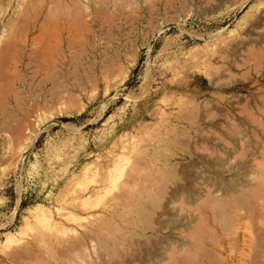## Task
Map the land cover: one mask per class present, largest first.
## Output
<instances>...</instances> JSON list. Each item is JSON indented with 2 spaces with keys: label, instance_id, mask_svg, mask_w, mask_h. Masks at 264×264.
<instances>
[{
  "label": "rangeland",
  "instance_id": "374dc122",
  "mask_svg": "<svg viewBox=\"0 0 264 264\" xmlns=\"http://www.w3.org/2000/svg\"><path fill=\"white\" fill-rule=\"evenodd\" d=\"M16 1L0 264H264V0Z\"/></svg>",
  "mask_w": 264,
  "mask_h": 264
},
{
  "label": "bare ground",
  "instance_id": "6f19581e",
  "mask_svg": "<svg viewBox=\"0 0 264 264\" xmlns=\"http://www.w3.org/2000/svg\"><path fill=\"white\" fill-rule=\"evenodd\" d=\"M1 1H2V0H1ZM17 1H18V0H17ZM17 1H16V5H17V3H19V2L21 3V0H20L19 2H17ZM37 1H38V3L36 4V7H37L36 10H37V9H40V7H38V4L41 3L39 0H36V2H37ZM45 1H46V0H45ZM55 1H56V0L52 1V3L55 2ZM26 2L29 4V6H30V4H31V6L33 7L34 4L32 3V0H30L31 3H29L28 0H26ZM48 2H49V1H48ZM60 2H63V0H61ZM60 2H59V3H60ZM67 2H68V1H67ZM67 2L64 0V3H65V4H66ZM70 3H71V2H70ZM84 3H85V2H84ZM22 4H24V1L22 2ZM44 4H46V3H44ZM44 4H43V2H42V5H41V6H43ZM53 4H54V3H53ZM26 5H27V4H26ZM56 5H58V3H57ZM56 5H53V6H56ZM67 5L70 6V4H67ZM84 5H85V4H84ZM84 5H82V8H83V9H84V7L86 8V6H84ZM22 6H23V5H21V9H22V10H20V8L16 6V7H17V10H20V11H18L19 13H20L21 11H23V12L21 13V18H22L23 13H25L27 10H29L28 8H27V9H26V8L23 9L24 6H23V7H22ZM60 6H61V5H60ZM16 7L13 8V10L15 9V10H14L15 12H13L14 14L18 13L17 10H16ZM27 7H28V6H27ZM29 8H30V7H29ZM41 8H43V7H41ZM44 8H45V7H44ZM50 8H53V7H49V9H50ZM59 8H60V7H59ZM32 9H33V8H32ZM24 10H25V12H24ZM36 10L34 9L35 12H36ZM56 10H57V8H56ZM58 10H59V9H58ZM32 11H33V10H32ZM34 11H33V12H34ZM37 11H38V10H37ZM41 11H42V10H41ZM48 11H49V10H48ZM51 11H53V10H51ZM30 12H31V10H30ZM30 12H29V13L27 12V13L30 14ZM33 12H32V13H33ZM38 12H39V11H38ZM38 12H37V14H38ZM49 12H50V11H49ZM13 13H12V15H13ZM19 13L17 14V17H18V18H20ZM46 13H47V12H46ZM51 13H52V12H51ZM65 13H66V12H65ZM25 14H26V13H25ZM28 14L23 15V16L26 17ZM67 14H68V12H67ZM69 14H71V10H70ZM18 15H19V16H18ZM30 15H32V14H30ZM48 15H49L48 17H50L52 14H48ZM68 16H69V15H68ZM71 16H72V15H71ZM29 17H30V16H29ZM72 17H73V16H72ZM8 18H9V19H10V18L13 19V17H11V16L8 17ZM15 18H16V17H15ZM27 18H28V17H27ZM31 18L33 19V17H31ZM31 18H29V19H31ZM45 18H46V17H45ZM51 18H52V17H51ZM3 19H4V18H3ZM9 19H7V21H9V22H7V23H8L7 26L9 25V27H10V25H12L13 23H11L12 21H10ZM23 19H25V18H23ZM34 19H36L35 16H34ZM34 19H33V20H34ZM46 19L48 20V19H50V18H46ZM63 19H64V18H63ZM14 20H15L14 23H15L16 27H17L18 24H20V23H22V21H24V20H21V22H19V23L17 24L16 19H14ZM26 20H27V21H30V20H28V19H25V22H26ZM38 20H39V19H38ZM43 20H44V19H43ZM43 20H42V22H44ZM69 20H70V19H69ZM71 20H73V18H72ZM31 21H32V20H31ZM31 21H30V22H31ZM53 21H54V19H53ZM74 21H75V20H74ZM36 22H37V21H36ZM42 22H41V23H42ZM45 22H46V21H45ZM50 22H51V21H50ZM54 22H55V21H54ZM64 22H65V21H64ZM71 22H72V21H71ZM83 22H84V21H83ZM9 23H11V24H9ZM28 23H29V22H28ZM31 23H33V22H31ZM52 23H53V22H52ZM52 23H51V24H52ZM56 23H59V20H58V22H56ZM76 23H77V22H76ZM84 23H85V22H84ZM34 24H35V23H34ZM37 24H39V22H37ZM59 24H60V23H59ZM78 24H80V23H78ZM81 24H82V23H81ZM81 24H80V25H81ZM23 25H24V27H25V23H24V22H23ZM27 25H28V24H27ZM40 25H42V26L44 27L46 24L42 23V24H40ZM48 25H49V24H48ZM67 25H68V23H67ZM74 25H75V24H74ZM7 26H6V27H7ZM30 26H31V25H30ZM34 26H35V28H38V25H34ZM59 26H60V25H59ZM81 26H82V25H81ZM81 26H80V29H81ZM9 27L6 28V29H9V31H10V28H9ZM20 27L23 28L22 25H18L17 28L19 29ZM43 27H42V29H44ZM52 27H53V26H52ZM63 27H64V25H63ZM11 28L14 29L15 26L13 25V27H11ZM17 28H15V29H17ZM45 28H48V29H47V30L44 29L45 32H44V31H43V32L40 31L39 33H40V34H42V33L46 34L47 31L50 30V29H49V26H48V27L45 26ZM60 28H61V27H60ZM65 28H66V26H65ZM74 28H75V27H74ZM74 28H73V29H74ZM76 28H77V27H76ZM13 29H11V31H12ZM25 29L27 30L28 27H27V28L25 27ZM25 29L19 32V33H20V34H18L19 36H17V34H15V35H16L17 37L23 36L24 34H21V32H22V33H25V34L28 32V31H27V32H24ZM40 29H41V28H40ZM82 29H83V28H82ZM30 30H32V29H30ZM34 30H35V29H34ZM56 30L58 31L59 28H58V29L56 28ZM60 30H61V29H60ZM68 30H69V29H68ZM70 30H71V29H70ZM3 31H4V30H3ZM18 31H19V30H18ZM35 31H36V30H35ZM12 32H13V33H12ZM12 32H8V33H10L9 35L6 34V32H5L4 34L2 33V35H5V34H6V35H7V36L5 35L6 37H10V35L13 34V35H12V38H13V37L15 38V35H14L15 32H14V31H12ZM16 32H17V31H16ZM32 32H33V31H32ZM54 32H56V31H52V33H54ZM68 32H69V31H68ZM17 33H18V32H17ZM36 33H37V32H36ZM36 33H35V34H36ZM39 33H38V34H39ZM60 33H61V32H60ZM62 33H63V32H62ZM65 33H66V32H65ZM72 33H74V32H72ZM75 33H76V31H75ZM38 34H37V35H38ZM47 34H48V36H49V35H51V32H50V34H49V33H47ZM69 34H70V32H69ZM69 34H68V35H69ZM37 35H35L34 37H36ZM53 35L55 36V34H53ZM65 35H66V34H65ZM68 35H67V36H68ZM32 36H33V35H32ZM43 36H44V35H43ZM43 36H42L41 38H39V35H38V37H36V38L33 37V38H34V40L40 42V40H46V39H44L45 37L43 38ZM61 36H62V35H61ZM71 36H72V35H71ZM72 37H73V36H72ZM72 37H70L72 42H71V41L69 42L68 39H65V41L67 40L68 43H71V45H70V44H69V45L73 47L72 43H74V42H73L74 40H72ZM3 38H4V37H3ZM10 38H11V37H10ZM20 38H22V40L24 39V37H20ZM30 38H31V37H30ZM30 38H28V39H30ZM33 38H32V39H33ZM42 38H43V39H42ZM17 39H18V38H17ZM25 39H26V37H25ZM25 39H24V40H25ZM28 39H27V40H28ZM37 39H38V40H37ZM39 39H40V40H39ZM0 40H1V39H0ZM8 40H10V39H8ZM22 40H21V41H22ZM24 40L22 41L23 43H25V41H26V40H25V41H24ZM21 41H20V42H21ZM31 41H33V40H31ZM1 42H7V44H6V43H3V44H0V45H3L4 47L7 46V48H6L7 50H6V51L9 50L8 53L11 52V50H13V49H15V50H13V51L16 52L17 49H16L15 47H19V46H20V45H19V43H20L19 41H14V40H13V41H11V42H8V41H6V38H5V41L2 39ZM13 42H14L15 45L17 44L18 46L13 47V49H12L11 47L14 46ZM22 42H21V43H22ZM27 42H30V41L28 40ZM33 42H34V41H33ZM41 42L46 43L45 41H41ZM59 43H60V42H59ZM10 44H11L12 46H11ZM26 44H27V43H26ZM38 44H41V46H42V48H43V46H44L43 43H38ZM38 44H35V45H38ZM9 45H10L11 47H10ZM35 45H34V46L32 45L31 47H36ZM60 45H62V44H60ZM3 46H1V47H3ZM8 46H9L10 48H9ZM39 46H40V45H39ZM49 46H50V45H49ZM52 46H53V44H52ZM67 46H68V45H67ZM1 47H0V49H2ZM20 47H21V46H20ZM23 47H25V46H23ZM28 47H29V46H28ZM28 47H27V49H29ZM56 47H59V45L57 46V43H56V45H55V48H54V47H53V48L56 49ZM61 47H62V46H61ZM61 47L58 48V50L62 49ZM72 47H70V48L72 49ZM21 48H22V47H21ZM42 48L39 47V48H38V51H40V49H42ZM44 48H45V47H44ZM68 48H69V47H68ZM25 49H26V48H25ZM32 49H33V48H32ZM36 49H37V48H35V50H34L33 52H31L32 50H31V51L28 50V51H30V52H28V53H29L28 56H31V55H36V56H38V55H39V56H41V55H47V52H44V51L41 52V54H38V53H40V52L36 51ZM71 49H70V50H71ZM22 50L24 51V48H23ZM42 50H43V49H42ZM58 50H57V52H58ZM17 52H18V51H17ZM24 52H27V51H24ZM36 52H37L38 55H37V54H33V53H36ZM61 52H62V51H61ZM65 52H66V51H65ZM6 53H7V52H6ZM18 53H20V52H18ZM31 53H32V54H31ZM42 53H43V54H42ZM62 53H63V52H62ZM62 53H61V54H62ZM1 54L4 55L3 53H1ZM53 54H54V53H53ZM57 54H58V53H57ZM69 54H70V52H69ZM18 55H19V54H18ZM18 55H17V56H18ZM22 56H23V55H22ZM39 56H38V57H39ZM54 56H55V55H54ZM60 56H61V55H60ZM1 57H2V56H1ZM34 57H35V56H33L32 59H33ZM2 58H3V57H2ZM18 58H19V57H17V59H18ZM25 58H26V57H25ZM25 58H24V60H25ZM39 58H40V57H39ZM39 58H38V59H39ZM69 58H70V57H69ZM21 59H22V58H21ZM34 59H36V57H35ZM34 59H33V60H34ZM43 59L46 60V63L49 62V65H50V62L53 63V61H47L48 59H46V57L43 58ZM59 59H60V58H59ZM24 60H23V61H24ZM30 60H31V59H30ZM30 60H29V61H30ZM33 60H31V61H33ZM36 60H37V59H36ZM16 61H17V60H16ZM19 61H21V60H19ZM34 61H35V60H34ZM57 61H58V60H57ZM57 61H56V63H58ZM59 61H60V60H59ZM27 62H28V61H27ZM29 63H30V62H29ZM37 63H40L41 66H42V65H43V66H46V65H44V64H41L42 62H40V60H39V62H37ZM59 63H60V62H59ZM59 63H58V64H59ZM61 63H62V62H61ZM27 64H28V63H27ZM27 64H26V65H27ZM28 65H30V64H28ZM33 65H34V64H33ZM53 65H55V64L53 63ZM63 65H64V63H63ZM20 66H21V65H20ZM41 66L38 67V68H39V69H43V68H42L43 66H42V67H41ZM59 66H60V65H59ZM66 66H67V64H66ZM46 67H47V66H46ZM49 67H51V66H49ZM64 67H65V66H64ZM58 68H59V67H58ZM59 69L61 70V68H59ZM63 69H64V68H63ZM63 69H62V70H63ZM56 71H57V70H55V72H56ZM53 72H54V71H53ZM53 72L51 71V73H53ZM46 73H47V70H46ZM47 74H48V73H47ZM56 75H57V74H56ZM35 207H36V206H35ZM38 207H39V206H37L36 208L32 209L33 211H35L33 214H34V215L36 214V216H37V217H40V218H47V217H45V214H46V213L44 214L43 212L37 210ZM39 209H40V208H39ZM30 210H31V209H30ZM30 212H31V211H30ZM44 212H45V211H44ZM36 216H35V217H36ZM42 220H43V219H42Z\"/></svg>",
  "mask_w": 264,
  "mask_h": 264
},
{
  "label": "trees",
  "instance_id": "16d2710c",
  "mask_svg": "<svg viewBox=\"0 0 264 264\" xmlns=\"http://www.w3.org/2000/svg\"><path fill=\"white\" fill-rule=\"evenodd\" d=\"M62 120L66 121V122H68V121H76L77 120V117H74V116L73 117L66 116V117H63ZM26 205H27L26 201H23L22 202V206H26Z\"/></svg>",
  "mask_w": 264,
  "mask_h": 264
}]
</instances>
